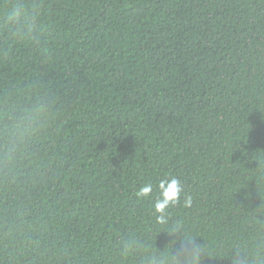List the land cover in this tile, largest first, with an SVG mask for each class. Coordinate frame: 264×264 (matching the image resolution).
<instances>
[{
    "label": "trees",
    "instance_id": "obj_1",
    "mask_svg": "<svg viewBox=\"0 0 264 264\" xmlns=\"http://www.w3.org/2000/svg\"><path fill=\"white\" fill-rule=\"evenodd\" d=\"M0 264H264V0H0Z\"/></svg>",
    "mask_w": 264,
    "mask_h": 264
},
{
    "label": "clouds",
    "instance_id": "obj_2",
    "mask_svg": "<svg viewBox=\"0 0 264 264\" xmlns=\"http://www.w3.org/2000/svg\"><path fill=\"white\" fill-rule=\"evenodd\" d=\"M158 187L160 189V198L154 204V211L160 214L159 218L163 220V214L168 206L175 204L179 200L182 188L180 181L175 178L168 181H161ZM151 194L152 185L150 183L143 185L137 192V195L143 198H150Z\"/></svg>",
    "mask_w": 264,
    "mask_h": 264
}]
</instances>
